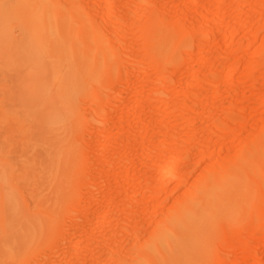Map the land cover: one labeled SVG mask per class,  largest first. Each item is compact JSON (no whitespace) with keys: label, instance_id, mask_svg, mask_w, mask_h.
<instances>
[{"label":"bare ground","instance_id":"6f19581e","mask_svg":"<svg viewBox=\"0 0 264 264\" xmlns=\"http://www.w3.org/2000/svg\"><path fill=\"white\" fill-rule=\"evenodd\" d=\"M65 4L73 10L68 18L77 24L81 88L69 82L61 57ZM193 9L199 14L191 15ZM262 14L264 0H0V42L11 52L2 66L14 69L18 98L12 115L0 118V125L12 121L19 130V154L13 158L22 168L8 158L12 143L4 135L1 264L6 259L27 262L36 230L46 224L56 228L49 245L62 238L68 242L65 249L56 243L64 249L60 260L54 256L56 244V252H37L44 261L38 264H193L205 258L220 232L227 246L240 249L239 255H219L222 263L260 264L264 123L257 131L253 125L242 126L243 138L228 128L237 119H251L238 110L240 91L250 95L253 88L264 87V34L259 36L261 25L258 30L255 26L260 20L264 25ZM251 15L259 16L258 21ZM192 20L194 24H186ZM16 25L23 31L22 45L11 43L10 30ZM249 27L258 41L252 52L245 50ZM239 31L242 36L236 38ZM218 37L228 41L225 51L210 69L190 65L184 79L188 93L174 98L168 90L172 62L196 59L201 65L204 53L218 47ZM127 60L137 65L124 66ZM151 70L153 83L147 75ZM235 71L236 86L231 82ZM220 78L224 84L216 82ZM245 81L251 90L240 87ZM122 82L131 95L124 106L128 118L110 124L105 118L117 103L110 91ZM135 84L149 87L140 93ZM77 96L84 99L78 109ZM196 100H201L198 107ZM251 100L250 108L258 110L255 118H263L264 96ZM94 140L100 148L93 152ZM230 148L234 153H224ZM171 183L176 193L168 206ZM254 183L250 206L255 210L243 219ZM148 196L159 212L147 217L150 204L141 203ZM91 204L96 205L92 212L87 208ZM248 219L254 222L244 235L242 224ZM144 222L148 231L141 229Z\"/></svg>","mask_w":264,"mask_h":264},{"label":"rangeland","instance_id":"374dc122","mask_svg":"<svg viewBox=\"0 0 264 264\" xmlns=\"http://www.w3.org/2000/svg\"><path fill=\"white\" fill-rule=\"evenodd\" d=\"M163 1L164 0H160V2H163ZM64 10H65V13H66V19L64 21V31H63L62 38H63V43H64L65 46L62 49V55H61L62 62L64 63V65L66 67H68V73L70 75V79L68 78L69 82L74 83V84H76V83L78 84L79 83L78 88H81V85L84 82L82 81L81 75H80V69H81L80 55H81V52L77 48V37H76L77 24H76V21H73V20L71 21L70 18H68V16H67L68 14H70V12L73 11V10H71L69 8L68 4L64 5ZM196 14H199V10L193 9L191 11V15H196ZM262 15L263 16H261V17L263 18L264 14H262ZM253 16L252 17L254 19H256V21H258L257 19H258L259 16H257V15L256 16L253 15ZM194 23H195V21H193V20L186 22L187 25H191V24H194ZM257 24H258V26H257ZM260 25H261L262 29L261 30L259 29L260 31L259 32L257 31V32H258L259 36H262V34H264V25H263V22L261 23V20H260V24H259V22L256 23V25H255L256 26V30H258ZM249 29L251 30V33H249L247 35V41H246V45L247 46H246L245 50H247V52H252L254 50V48L256 47V44L258 43V41H257V38L254 36V29L253 28L251 29L250 27H249ZM135 35H138V33L136 32ZM10 36L12 38V40H11L12 42L11 43H13L14 45H16V44L17 45H22L24 43V41H25V38H24V35H23V31L21 29V25L12 26V29L10 30ZM235 36H236V38L241 37L242 36V31L237 32L235 34ZM227 45H228V41L222 40V37H218L217 38V46L218 47L215 48L214 50L208 52V53H204L207 57L203 61V63H201V65L198 63V61L196 59L191 60V61H189L186 64L183 63L181 60H175L174 62H172V64L175 66V69H174V71H171L170 74H169L170 81L168 83V90L173 95V97L174 98H178V99H182V98H184L187 95L188 91H186L184 79H186V77L189 74V72H188L189 70L188 69H189L190 65L196 67L197 69L198 68L199 69L201 68L202 70L210 69L211 64L213 63L214 59L220 53L225 51V48H226ZM245 50L241 49V53L240 52L239 53L242 54V52L245 51ZM126 51L128 53L129 52H133V50L132 51L126 50ZM193 53L194 54H198L197 50H193ZM201 53H203V52H201ZM10 57H11V52L8 50L7 46H5L3 43L0 42V118H2L4 116L12 115L13 109L17 107L16 106V102H17L18 98H16L17 95L15 93L16 73H14V71H13L14 69H11V66H8V65L2 66L3 63H4V58L6 60L7 58L10 59ZM132 62L129 63L128 60H127V61L123 62V65L124 66H126V64L137 65L136 63L134 64L135 60H132ZM234 74H235L234 75L235 76V82L233 80L231 82H232V84L234 86H236L237 85L236 79H237V76H238L239 73H238V71H235ZM147 75L151 78L149 83H153L155 81V79H154L155 78V73L153 72V70H151L149 73H147ZM160 76H163V75L160 74ZM216 82L218 84H224L225 83L222 80V78L218 79ZM248 83H249L248 81L242 82V84L240 83V87L243 90L244 89L245 90H247V89L251 90V89H249ZM121 84L122 85L118 86L116 89H112L110 91V95H111L112 101L114 100L115 102H117V103H114L116 105H114L115 107L113 108V110L111 112V115H109L108 117L105 118L106 122H108V123L110 122V124H111V122H113V123H124V121L127 120V118H128V112H127L126 109H124V106L126 104L130 103L131 95H130V93H128L129 92V89H128L129 87H127L125 82H122ZM148 87L149 86H146V87L142 88V86L135 84L133 89H138L140 91V93H141V92H146L148 90ZM201 90L202 89L199 88L198 90L196 89L193 92H195V95H199ZM251 91L253 92V94L251 92V94L249 95V94H247L248 91H246L245 93L240 91V93L238 95V97H240L239 98V102H238V106L241 104L240 107L238 108V110L240 111V113H242L244 115H247V116L250 115L251 119L248 120V121H244L241 118L237 119L236 121H234L232 123L230 122V128H228V132L237 135L238 138L239 137L243 138V136H245V133L240 130V128L242 126H245V124L249 125V126L253 125V127H251V126L250 127L253 128V129L255 128L254 130L257 131V128L259 126H261L260 124L264 123V117L263 118H259V120H257V118H255V117H257L258 110L256 112V109L250 108L252 106V102L251 101H253L251 99H253V98L256 99V98H258L260 96L262 98V96H264V87L263 88H261V87L253 88ZM120 92H124L125 94H123V96H120V95H122ZM126 94H127V96H126ZM247 95H249V96H247ZM217 100H218V98L216 99V102H218ZM83 103H84V99H83V97H81V98H79L78 101L76 100L75 106H77V109L81 108L83 106ZM200 104H201V100L194 101V105L196 107L200 106ZM63 105H66V104H63ZM246 105H248V106H246ZM243 106H244V108H246L245 110H244V108H242ZM240 109H242V110H240ZM86 110L89 111L90 107H88ZM9 131L13 132V134L10 135L8 133ZM18 131L19 130L16 128V126L13 124L12 121H9L7 123L3 122V124L0 125V163L2 162V158L5 157V140H4L3 136L4 135H9L10 141L12 143V150H11L10 157H8V158L10 159L12 164H14L16 167H20V170H21L22 168H21V164H20L19 160H16V159L13 158V156L18 158L17 155L19 154L18 147L15 144V142H20V134H19ZM78 132H79V130H78ZM237 139H235V141H232L233 144L235 143V145H236V140ZM237 142H238V140H237ZM92 145H93V149H94L93 152L99 150L100 146H98V144H96L95 140L92 142ZM224 153L232 154V153H234V150L230 148V150L225 151ZM138 154H139V152H138ZM193 159H194V157L192 159L190 158V160H188V161H190V163H191L193 161ZM80 162H81V158L76 156L75 157V163L78 164ZM88 165H90V163H88ZM193 170H195V169H193ZM193 170H192V172L196 175L198 173V170L197 169L195 171H193ZM194 174H191V175L194 176ZM173 187H174V183H171L169 185L170 198L166 201V205H168V204L170 205V199L174 198V196H175L176 192H173L175 190L171 191ZM255 189H256V185L254 183L253 186H252V189L250 191V197L248 199L249 202H248L247 208L242 213V218L243 219L251 217L252 211L255 210V208H251V206H250V204H253V197L255 198V196H256L255 195ZM176 191H177V189H176ZM68 198H69V196L67 195L66 198H65L64 203L68 200ZM145 199L146 200H143L141 204H146V205L150 204V205H147V207L149 209V213H148V209H147V214L145 216H147L148 214L149 215L150 214L151 215L158 214L157 212H159V209H157V208H156L157 210L155 209V206H154L153 203H156V202L154 201L152 196H148ZM172 200L173 199H171V203H172ZM95 207H96V205H92L91 204L87 208H89L88 210L92 212L95 209ZM60 209H61L60 212L62 210H64V206L61 205ZM154 209L156 210V212H154L155 211ZM61 216H62V213L59 214V218ZM155 217L158 218L159 216H155ZM154 220H157V219H154ZM145 222H147V221H145ZM145 222H144L145 226H143V228H141V229L143 231H148L149 230V226H148L149 224L147 225V223H145ZM253 222H254V220L248 219L246 221L247 224L246 223L242 224V226L244 227L243 230H242V234L246 235V233H247L246 228H250L251 226H253ZM91 225L92 224L90 223V226ZM63 228L66 229L65 226ZM55 229L56 228L54 227L53 224H48V225L46 224V225H43V226H40L39 228H37V230H36V232H37L36 233V239L37 240L34 243V245L32 246V249L30 250V254L32 256L30 255V259L27 260V262L30 261L31 259H32V262H34V263L36 262L37 264H38V262H44L43 260H41V258H43V257L40 256L39 254H36V253L39 252L40 250L42 251V250H45V249H50L51 250L53 248L52 250H55V249L57 250L56 247H59V248H58V252H56V250H55V252L57 253V255H56V253L54 254L55 258H57L58 260H60L62 258L64 249H65L63 246L66 245L65 243H66V240L68 242V239L64 240L62 238L61 241L59 239H56V240L59 241V242L56 241V243H60V244H62V246L59 245V244H56V243H53V244L49 245V242L50 243L53 242V240H51V241H49V240H50V237H51L52 233L55 231ZM59 229L60 228H58L57 230H59ZM62 229H60V231H62L64 233L65 229L64 230H62ZM61 234H60V236L62 237ZM145 236H146V234L144 236H142V237H145ZM73 237H75V236L73 235ZM73 237H72V239H74ZM253 239H256L258 241V238H256V237L255 238L253 237ZM62 240H64V241H62ZM227 240L228 239H227L225 233H222V232L218 233L214 237L213 242L207 247V253L205 255V258L202 261L201 260L199 262L196 261L193 264H224V263L221 262V260H219V259H221L219 255H223L225 258H227L226 256H228V255H233V254L239 255L238 253H239L240 249L238 247L237 248L236 247L232 248L230 246H227L226 244L229 243V241H227ZM53 245H55L56 247H53ZM60 246L62 248H64V249L62 250V248ZM257 248H258V250H264V247H262L261 245H259ZM217 255L219 256L218 258H217ZM233 256H235V255H233ZM35 258L37 260L38 259L39 260L38 261L37 260L34 261ZM27 262H24V261H21V260L6 259L5 263H3V264H28L29 262L28 263ZM32 262H31V264H33ZM0 264H1V261H0ZM41 264H44V263H41ZM95 264H107V263H106V261H104V262L100 261V262H96ZM228 264H230V263H228ZM247 264H252V262L248 261ZM260 264H264V253L262 254L261 263Z\"/></svg>","mask_w":264,"mask_h":264}]
</instances>
